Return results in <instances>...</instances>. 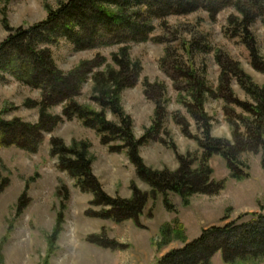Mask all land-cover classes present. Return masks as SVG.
<instances>
[{"label": "rangeland", "instance_id": "374dc122", "mask_svg": "<svg viewBox=\"0 0 264 264\" xmlns=\"http://www.w3.org/2000/svg\"><path fill=\"white\" fill-rule=\"evenodd\" d=\"M67 1L0 0V46L12 34L5 20L15 31L29 29L46 20L47 6L57 9ZM231 16H240L232 6L214 12L213 17L205 8H198L187 14L154 18V31L147 41L117 43L115 37L103 36L93 47L80 48L58 38L40 47L49 48L58 68L68 74L84 61H91L90 66L100 64L92 72L103 70L112 63L113 53L128 46L131 58L141 62L142 70L134 83L122 90L121 103L132 118L135 137L144 139L139 153L154 170H177L179 155L192 154L196 166L204 151L199 142L205 140V123L199 119L193 87L204 90V109L210 117V135L215 138L234 140L226 108L230 116L247 115L230 101L232 98L253 102L238 79L227 83L228 75L222 83V67L216 58L219 52L223 61L227 57L238 61L253 82L264 87V73L252 66L243 34L233 35L237 28L230 24ZM250 31L264 57V25L257 19ZM88 76L73 98L78 104H90L99 110L91 99L93 80L91 74ZM66 104L61 97L44 99L40 88L0 69V119L36 125L42 106L47 114L61 116L53 127L47 124L50 130L39 131L33 144L25 143L31 149L11 142L0 145V264H155L168 251L184 245L174 229L182 228V236L190 241L205 228L224 225L240 216V221H248L256 213H264L261 153L240 154L247 173L242 179L231 175L222 155L213 154L208 163L213 170L211 180L222 184L219 192L194 194L185 204L176 193H153L151 186L137 175L126 149H110V145L122 146V140L103 144L96 129L78 117L63 115ZM106 116L118 123L110 111ZM57 138L67 146L73 141L89 144L93 174L106 194L129 199L133 187L147 193L138 222L116 220L106 213L110 207L91 203L94 194L81 190L76 179L60 169L58 157L52 155L51 141ZM165 196L171 208L165 203ZM93 236L115 242V247L97 245L91 241ZM212 264L227 263L217 252Z\"/></svg>", "mask_w": 264, "mask_h": 264}, {"label": "trees", "instance_id": "16d2710c", "mask_svg": "<svg viewBox=\"0 0 264 264\" xmlns=\"http://www.w3.org/2000/svg\"><path fill=\"white\" fill-rule=\"evenodd\" d=\"M228 6L234 7L240 14L230 17V24L237 28L233 35L243 34L250 51L252 66L264 73V57L261 56L255 36L250 31L251 24L257 19L264 25V0H69L62 2L57 9L47 6L46 20L30 26L29 29L15 31L5 20L4 23L12 34L0 46V69L9 71L25 84L40 88L46 100L63 98L67 102L63 115L67 118L78 117L86 126L96 129L103 144L109 145L112 141L122 140V146L110 145V149H126L137 175L151 186L153 193H176L188 204L194 194L219 192L222 184L211 180L213 170L208 163L213 154H220L227 160L231 175L237 179L247 176L243 170L244 163L240 159V154L245 151L261 153L264 166V87L254 83L238 61L230 57L223 61L219 52L216 58L222 67V83L228 75L227 83L232 78L238 79L253 101L244 102L238 98L230 100L247 115L230 116L228 108L225 110L233 129L234 140L210 135V117L204 109V90L199 91L200 86L197 89L192 86L195 88L192 95L199 111V119L205 123L206 130L204 142H199L204 149L200 162L193 166L192 154L179 155L180 165L177 170H154L146 165L139 153L144 139L135 137L132 118L121 103L122 90L131 86L142 70L141 62L131 58L130 48L123 46L113 53L112 63L103 70L92 72L95 65L100 64L90 66L91 61H84L68 74H64L53 60L51 50L41 48L40 45L65 38L80 48H88L93 47L95 41L103 36L115 37L117 43H126L128 40L147 41L154 31V18L187 14L198 8H205L213 17L214 12ZM89 74L93 80L91 99L100 107L99 110L90 104H78L73 98L80 93ZM146 86L150 85L146 83ZM223 86L224 84L221 89ZM107 111L117 117L118 123L107 119ZM60 121L61 116L47 114L45 106L41 108L36 125L20 124L17 119L9 122L0 119V145L11 142L31 149L25 143L32 142L39 131L50 130ZM48 123H51V127L47 126ZM157 124L158 121L152 129ZM183 131L188 134L186 129ZM51 142L52 155L58 157L60 169L75 178L81 190L94 194L92 204L110 207L106 213H111V217L116 220L133 219L138 222L148 199L145 191L133 187L134 193L129 199L106 194L93 174L92 157L89 155L87 142L73 141L71 146L58 138ZM164 201L167 206L172 207L167 196ZM240 220L241 216L224 225L205 228L198 237L190 241L182 236V228L177 231L174 229L184 245L168 251L155 264H212V258L217 252L221 253L227 264H264V213H256L248 221ZM59 225L60 223L55 233L58 232ZM163 232V241L166 242V227ZM91 239L102 247H115V242H107L94 236Z\"/></svg>", "mask_w": 264, "mask_h": 264}]
</instances>
